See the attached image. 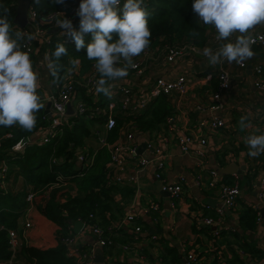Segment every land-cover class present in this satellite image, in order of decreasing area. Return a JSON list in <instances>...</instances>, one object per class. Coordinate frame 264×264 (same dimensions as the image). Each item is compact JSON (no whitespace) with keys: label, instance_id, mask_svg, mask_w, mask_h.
Returning a JSON list of instances; mask_svg holds the SVG:
<instances>
[{"label":"crops","instance_id":"crops-1","mask_svg":"<svg viewBox=\"0 0 264 264\" xmlns=\"http://www.w3.org/2000/svg\"><path fill=\"white\" fill-rule=\"evenodd\" d=\"M253 51L255 55L247 60V66L243 70L237 68L233 63L229 64L227 62L214 67H226L231 74L232 85L230 91L222 99V108L215 113L216 116L224 120L225 127L218 132L207 134V145L203 158H199L194 153L198 149V144L195 142H192L190 146V153L182 154L176 138L188 135L197 136L195 126L197 120L211 115L206 109L198 110L197 106L210 104L211 93L216 88L214 77L216 70L209 66L207 60L203 61L199 67H194L191 70L187 67L191 65V62L184 61H181L179 66L161 67L162 70H159L158 61H153L152 67L148 68V73L152 76L157 75L159 72L166 75L168 79L185 75L190 81L186 95L174 96L169 99L170 107L173 109L172 113L176 117L175 131L171 137L169 136L168 143L164 144L160 137L163 132V130L160 131L163 125L159 130H153L152 132L139 133L138 131L135 134L137 158L146 156V143L152 141L167 156L162 173L163 178L174 182L178 176L184 175L187 185L184 186L180 197L169 200L168 195L161 190V182L154 176V165H149L138 173V189L136 191L133 185L130 184L128 177L136 173L137 167L129 163L124 175L123 185L117 187L118 191L115 190L114 193H111L113 199L103 202L101 207L92 215L94 222L107 232L108 228H111L125 213L129 212L136 217L135 224L141 228V231L136 233L134 231L116 232L112 230L110 234L106 233L107 240L111 241L112 244L103 248L104 264H170L169 261L174 252H177L179 256V264H183L185 255L190 252H194L201 257V264H261L264 262V255L262 258L256 259L244 251L246 256L240 259L234 252L235 247L242 248L240 243L251 240L254 241L255 248L264 254V210H261V223L256 224L254 231L244 234V237L241 236L238 221L243 206L250 208L256 204L257 182L264 177V154L254 158L250 157L248 154L249 149L245 143V138L248 135L264 132V92L258 91L252 84L254 66L260 65L263 67L262 77L264 78V48L253 49ZM77 71L81 75L80 77L88 72L81 70V68ZM167 71H169L168 74ZM41 80L42 78L39 77V95L54 90L56 82L46 79V84H41ZM62 80L61 78L59 81L62 82ZM42 81L44 82V80ZM43 87L46 88L43 89ZM42 104L44 114L47 116V105ZM241 116H248L251 124L250 128L243 131L238 123ZM44 123H46L45 120ZM77 124H82L89 131V135L83 138L81 145H71L70 148L72 157L68 162L73 163L75 170H80L78 180H65L64 183L60 182L56 185L54 183L45 190L38 192H35L31 186L26 188L28 192L26 206L19 214L17 229L21 232L24 231L28 243L27 249L33 248L46 251L57 247L58 242L55 234L58 228L43 213L48 198L55 192L61 203L67 202L72 197H83L92 186L84 185V188H82V180H85V176L89 174L98 175L109 160L108 150L102 145L103 140L108 138V132L103 126V121L79 119ZM125 124L127 122L122 124L120 132L125 131V129L122 130ZM257 129L260 131L257 132ZM68 130H71V128ZM64 134L59 138L60 140ZM142 144H145V146L141 150ZM55 146L53 145V150L57 147ZM79 156L84 157V162L78 159ZM51 159L49 161L51 166H55L61 160V158H57V160L55 157ZM53 160H56L55 164L52 163ZM223 169L232 172L236 170L240 174L229 175L222 172ZM210 170L215 171L218 177L227 182L232 181L233 177L237 176L241 187V195L237 201L236 211L226 212L224 221L234 231L222 232L218 239L212 236L213 228H200L195 224L196 216L216 218V210L221 205L216 191L209 190L206 185H203L207 183ZM197 176L202 181L203 186L200 188L193 185L194 178ZM226 176L227 178L224 179ZM7 177L5 180L7 193L3 195L9 194V192L17 194L26 187L23 178L19 177L17 182H13L12 188H10V178ZM59 177L63 179V176L59 175ZM31 195H34L32 202L29 201ZM150 201L159 204L158 213H144L143 208ZM27 221L32 222L29 229L25 228ZM74 224L75 222H73V234L78 243L77 247L81 251L92 249L93 264L94 239L90 233L86 232V225H83V222L80 232L74 233ZM235 234H238V238ZM125 245L130 247L128 251L123 250ZM137 255L144 259L138 260ZM53 257L55 256L52 255L49 258L47 256L46 261L48 264L53 263L51 259ZM22 260L23 264H30L25 255L23 256V252ZM70 260L73 264L80 263L79 258L78 260ZM3 261H0V263ZM34 262L33 264H36Z\"/></svg>","mask_w":264,"mask_h":264},{"label":"built area","instance_id":"built-area-1","mask_svg":"<svg viewBox=\"0 0 264 264\" xmlns=\"http://www.w3.org/2000/svg\"><path fill=\"white\" fill-rule=\"evenodd\" d=\"M42 0H31L29 9V23L27 27L20 28V31L25 33L27 38L28 35H32L34 38L43 40L44 44H50V36L41 27V23H44L50 27L51 30L60 31L56 27V20L63 18V15L71 19L73 25L77 22L79 24V17L76 15L77 9L81 0H72L70 5L67 7L57 8L54 12H51L46 16L44 20H39V9L40 2ZM123 0H121L122 2ZM78 28V27H77ZM217 34V33H216ZM253 35L257 38L256 43L253 45L254 48H264V32H253ZM216 37V35H215ZM65 41L69 44L74 42L65 37ZM216 42H219L215 39ZM25 50H30V54L35 53L36 49L28 41L26 43ZM166 55H157L156 51L146 52L145 59L157 62L162 58L161 62L158 61L160 69L168 66H179L185 54L191 53L199 57H204L202 52L193 46L183 47H172L167 49ZM163 56V57H162ZM49 57V51L46 53V58ZM206 58V57H204ZM207 59V58H206ZM136 68L129 69V75L123 80H117L113 83L112 89L113 95L109 99L103 93L97 94L95 92L96 81L99 79V74L96 71L94 64L91 69L83 77L75 70H69L70 66L65 69L64 74L61 76L62 82L58 81L54 84V90L46 91L42 95V103L47 105L48 115L44 120V123L35 134L36 137L30 141V144L38 147H45L46 145L56 142L66 131V129L72 128L79 119L83 120H96L103 121V126L106 132L113 130L117 124V118L120 116H129L140 114L159 96L165 97L167 100L174 96H184L187 94V86L189 79L185 75H179L176 78L168 79L166 75L159 72L157 75L152 76L148 73L145 66H142V62H135ZM233 64L243 70L247 66V61L242 65L233 62ZM158 69V68H157ZM216 70L214 77L216 80V88L211 93V102L207 106H197L198 110L206 109L210 112V116L201 118L196 122L195 135L178 136L176 138L177 145L182 154L190 153V146L192 142L198 144V149L194 153L199 157L203 158L205 153V147L207 145V134L211 132H218L224 129L225 123L221 117L215 115V113L222 108V99L226 93L231 89L232 78L231 74L226 67L219 66L214 68ZM167 74L169 71L166 72ZM263 67L256 65L253 67V86L260 92H264V78ZM76 86L85 89V95H81L76 92ZM88 98L89 101H86ZM72 109V113H68V109ZM175 114L169 115L163 124V128L160 130V137L164 144L168 143L169 136L171 137L175 131ZM119 131V137L110 142L106 139L103 140V147L107 148L109 153V160L106 163V181L108 187H118L124 183V175L128 169V164L132 163L136 165L137 171L135 174L130 175L128 180L137 191V175L143 171L149 165H154L155 172L154 176L161 182V190L168 194L169 200L180 197L183 193L184 186L186 184V178L184 175L178 176L176 181L172 182L166 178H163L162 173L165 168L166 154L164 151L152 141L146 143L147 153L143 158H137V145L135 144V134L138 132V127L131 121L127 122L122 130ZM135 157V160H134ZM78 159L84 162V157L79 156ZM53 164L56 160L52 161ZM9 171V165L6 161H0V191L7 193L6 177ZM57 181H62L61 177L57 178ZM56 185V183H55ZM193 185L200 188L206 185L209 190H214L220 200V206L216 210V218L208 216H196L195 224L200 228H213L212 236L218 239L222 232H233L224 221L225 215L228 211H236L237 201L241 195L240 182L237 176L233 177L230 182L224 181L218 177L217 173L213 170L209 171V178L207 183L202 185V181L197 176L194 178ZM34 195H31L29 201L32 202ZM256 215V224H260L262 221L261 210H264V177L257 182V194L256 204L250 207ZM145 214L158 213L159 204L154 201L147 202L143 208ZM83 222L86 225V232L94 239L93 247L100 246L102 248L112 244L111 241L107 240L106 233H111L112 230L116 232H130L134 231L140 233L141 228L135 224L136 217L132 213H125L124 216L111 228L107 229V232L101 229L96 222H94L93 215H89L85 221L77 220V222ZM32 226L31 221H27L25 228L29 229ZM83 227V226H82ZM66 231L69 233L68 236L60 240L61 245L65 248V256L68 259H76L79 264H92V249L89 251H81L78 248V243L73 234V223L67 225ZM6 233L8 251L10 256L7 260H4L0 264H18L19 255L22 250L27 247V238L24 236V231L21 232L18 229L7 228L5 225H0V234ZM129 246L123 247L124 251H128ZM237 256L242 259L246 256L244 250L239 247L234 249ZM138 260L144 258L137 255ZM219 262V260H217ZM183 264H201V257L190 252L185 255ZM261 264H264L261 263Z\"/></svg>","mask_w":264,"mask_h":264},{"label":"trees","instance_id":"trees-1","mask_svg":"<svg viewBox=\"0 0 264 264\" xmlns=\"http://www.w3.org/2000/svg\"><path fill=\"white\" fill-rule=\"evenodd\" d=\"M72 0H64V3H54V0H42L40 2L39 20H44L48 14L54 12L57 8L67 7ZM148 5L149 27L151 30V44L143 53L134 57V62H142V66L148 68L152 67L153 61L145 59L146 52L156 51L157 55H166L168 48L193 46L196 47L199 52L203 53L205 47H211L216 50L221 43L228 41H215L216 30L211 25H204L202 21H199V17L192 10L193 0H145ZM123 1L121 2V6ZM17 0H0V15L5 9L8 10V18L12 24L13 31H20V28L13 24L16 16ZM41 27L50 36V44H44L43 40L39 38H33L22 41L24 45L29 41L36 49L35 53L30 54L33 62L34 69L39 73L45 70L47 75L49 74L46 68V53L49 51V57L55 51V46L58 42H64L68 49V56L62 57L59 61L65 68L61 71L60 76L65 72V69L69 66V60L79 59L81 70H90L92 64L96 62L94 60H88L86 55L87 45L92 42L91 33L85 36V47L80 51L76 50V45L69 44L65 41V37L62 34V30L52 33L50 27L44 23H41ZM75 27L79 28V24L76 22ZM196 29L199 32L198 37L190 35L191 31ZM253 32H264V28L254 29ZM31 35V34H30ZM236 35L230 38L232 42L235 41ZM114 39H118V36L114 34ZM258 49V48H254ZM25 50V48H24ZM162 56V57H163ZM54 59V57H52ZM162 58L158 61L161 62ZM207 59L192 55L191 53L185 54L182 62H191L188 68L193 69L199 67L203 61ZM121 62V65L122 66ZM44 69V70H43ZM50 75V74H49ZM48 75V76H49ZM51 77V75H50ZM53 78V77H52ZM40 86V84H39ZM46 88V87H44ZM40 93V91L38 90ZM76 92L83 95L85 89L76 86ZM86 101H89L90 99ZM169 100L163 96L157 97L146 110L136 115H129L127 117L120 116L117 118L116 127L108 132L107 140L112 142L118 135L119 130L124 122L131 121L138 127L139 133L152 132L153 130H159L164 124L165 119L173 114ZM44 107L37 113V125L32 131H26L21 129L18 125H14L10 128L0 127V161H6L9 165L8 177L10 178V188H12V180L22 177L24 180V186L17 194L3 195L0 191V225H5L7 228L17 229V222L19 214L26 206V198L28 195L27 186H31L35 192L45 190L48 186L54 183H64L65 180L76 181L78 180L79 171L75 170L73 163L70 164L68 160L72 157L71 145L79 146L84 137L89 135V131L82 124H75L71 130L65 132L62 139H57L56 142L46 145L45 147H38L36 145L27 144L21 151H15L14 148L25 138L34 135L38 132L39 128L44 123ZM96 121V120H89ZM78 123V121H77ZM53 145H56L53 150ZM61 158L60 162H57L55 166H51L49 161L51 158ZM58 160V159H57ZM82 171V170H81ZM59 175L63 176L62 181L58 182ZM11 176H13L11 178ZM85 180H82L81 187L84 185H90L92 188L87 194L81 198L72 197L65 203L59 202L56 192L52 194L44 209V215L46 218L57 226L56 240L58 245L56 248H52L46 251L39 249H27L22 250L23 256L27 258L30 264H33L34 260L38 264H48L46 259L52 255L53 263L51 264H73L72 261L65 256V248L61 245L60 240L69 235L66 231L69 223L76 222L77 220L85 221L89 215L94 214L103 204L113 199L111 193L118 191L117 187H108L106 181L105 166L98 175L89 174L85 176ZM227 176L224 178L226 179ZM9 188V187H8ZM10 190V189H9ZM255 212L249 208L243 206L239 215V230L241 236L244 234L252 233L255 229ZM238 238V234H235ZM244 251L253 256L256 259L262 258L264 255L262 252L255 248L254 241L240 243ZM22 252L19 255L18 264H23ZM10 256L8 251L6 233L0 234V261L7 260ZM170 264H179V256L177 252L172 253L170 258Z\"/></svg>","mask_w":264,"mask_h":264},{"label":"clouds","instance_id":"clouds-1","mask_svg":"<svg viewBox=\"0 0 264 264\" xmlns=\"http://www.w3.org/2000/svg\"><path fill=\"white\" fill-rule=\"evenodd\" d=\"M54 3H64V0H54ZM192 10L204 25L215 28L217 41H228L216 50L203 49L209 66L225 62L242 65L255 55L253 45L257 38L253 31L256 26L264 25V0H193ZM76 15L80 18L79 28L64 15L56 20V27L75 43L77 51L85 47V36L91 33L92 42L87 45L86 55L88 60L96 62L94 67L99 74L95 92L110 99L114 87L111 82L126 78L129 69L137 66L134 57L151 44L148 5L145 0H123L122 6L121 0H81ZM114 34L118 39H114ZM234 34L238 35L232 42L230 38ZM190 35L198 37L199 32L193 29ZM33 38L27 36V40ZM23 40L25 33L13 31L5 9L0 15V127L18 125L32 131L43 104L38 93L39 73L33 67L30 50H24ZM66 56L65 43L58 42L51 57L46 58V68L54 82L61 79L65 66L59 61ZM69 65L70 71L75 70L80 60L71 59ZM238 123L242 131L251 127L248 116H241ZM245 143L250 157L264 154V132L248 135Z\"/></svg>","mask_w":264,"mask_h":264},{"label":"water","instance_id":"water-1","mask_svg":"<svg viewBox=\"0 0 264 264\" xmlns=\"http://www.w3.org/2000/svg\"><path fill=\"white\" fill-rule=\"evenodd\" d=\"M31 5V0H17V6H16V16L13 21V24L18 26L19 28H25L27 27L29 23V9ZM52 33H56L57 30H52ZM48 115V111H46ZM68 113H72L71 108L68 109ZM35 138V134L25 137L15 148V151H21L27 144H29L30 140ZM145 144L141 145V150L144 148ZM222 172L226 174H234L240 172H237L236 170L234 172L232 171H226L225 169L222 170ZM168 195L167 193H165ZM82 228V223L81 222H75L74 224V233L80 232ZM105 263V258H104V253H103V248L100 246L94 247V260L93 264H104Z\"/></svg>","mask_w":264,"mask_h":264},{"label":"rangeland","instance_id":"rangeland-1","mask_svg":"<svg viewBox=\"0 0 264 264\" xmlns=\"http://www.w3.org/2000/svg\"><path fill=\"white\" fill-rule=\"evenodd\" d=\"M258 27H260V29H263L264 28V25H258V26H256V28L255 29H257ZM70 66V65H69ZM212 68H214V67H212ZM213 70V69H212ZM196 71H201V70H196ZM42 75H41V78H42V80H44V82L41 80V84L43 83V84H46V79H49L50 81H53L54 82V78H52V76L50 77V75L48 76L47 75V72H46V70L43 72V73H41ZM48 80V81H49ZM43 89H45L44 87H43ZM13 176H11V178H12ZM17 179L18 178H16V182H17ZM14 180H15V178L13 177V180H12V185H13V182H14Z\"/></svg>","mask_w":264,"mask_h":264}]
</instances>
